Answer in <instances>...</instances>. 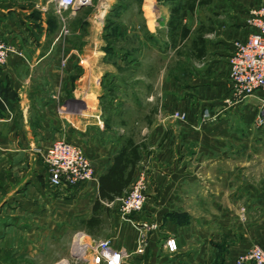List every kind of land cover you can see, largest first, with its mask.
Returning <instances> with one entry per match:
<instances>
[{"label": "crops", "instance_id": "1", "mask_svg": "<svg viewBox=\"0 0 264 264\" xmlns=\"http://www.w3.org/2000/svg\"><path fill=\"white\" fill-rule=\"evenodd\" d=\"M26 1H0V12H10L0 14V38L15 47L0 66V264L41 244L50 219L63 224L65 199L49 194L42 159L54 140L78 145L92 164L86 219L99 177L122 147H136L139 159L122 194L142 179L143 209L123 218L115 198L100 199L99 224L83 230L122 250V264H235L253 245L264 250V147H236L243 105L229 65L235 42L254 31L250 11L263 0H214L193 14L144 0L136 82H113L109 94L125 95L112 104L102 76L118 78L124 68L107 61L105 41L93 34L95 19L79 11L66 32L64 10ZM260 100L257 92L245 110H256ZM167 238L176 240L175 252L166 249Z\"/></svg>", "mask_w": 264, "mask_h": 264}, {"label": "rangeland", "instance_id": "2", "mask_svg": "<svg viewBox=\"0 0 264 264\" xmlns=\"http://www.w3.org/2000/svg\"><path fill=\"white\" fill-rule=\"evenodd\" d=\"M0 1L9 2L11 4H13L14 1L24 2V0ZM36 1L37 0H27L25 3L31 2V4L28 3V5L33 6ZM42 1L57 6L55 0ZM213 1L214 0H150V2L160 3L162 5H183L191 10V14H193L196 9H200L202 5ZM143 2L144 0H91L89 5H79L74 8L62 9L64 11L61 12L65 14L66 24L64 30L66 32L67 30L68 32L69 30L71 31L72 21H70V19H73L79 11L81 12V18L86 19L91 17L92 19H95L96 28L94 29L93 34H96L98 38L102 37L105 41L104 47L110 52L108 53L107 61L114 64L118 63L120 68L121 66L124 68L123 72L118 75V78L110 73L102 76L101 83L106 89L105 91L103 90V96L105 95L104 97L110 100L111 104L113 100L120 99L125 95V91H120V89H116L117 92L111 90L112 93L109 94V88H111L113 82H125L126 84L131 85L136 82V79L133 77L135 76L133 68L136 66L135 55L137 52L136 24L139 17L138 14L140 15L138 8ZM54 10L58 14H61V9L55 7ZM9 13L10 12L7 11L0 12L2 18L8 17ZM46 13L49 14L50 12ZM31 14L36 18L40 15V12L33 9ZM7 21L8 20H6L5 23H8ZM5 43L10 44L8 41H5ZM176 45H179V43ZM182 51H184L183 45L176 49L177 55ZM249 100H251V98L242 99L240 101L244 106ZM110 103L107 109L111 108ZM243 106L241 109V120L239 123H236V147L242 149L243 147L250 148L252 146L264 147V136L262 139L259 138V132H264V124L259 123V116L264 114V106H262V104H257V109H252L250 112L248 109L245 110L246 105L244 108ZM246 131L255 132L257 138L252 139L250 142L248 138L243 137L246 136ZM90 186L91 185L84 184L74 188L57 190L51 189L48 185V192L50 195H60L65 199V219L61 221L63 224L60 225L59 220L57 223L55 218L52 220L50 219V225H52L50 228L51 233L42 236L41 244H37L35 241L36 238L34 239L33 237L34 243H36L34 250L27 252L18 250L16 252L15 262H11V264H86L81 258H77L72 254V246L75 234L83 232L86 228L84 221L86 220L87 213L91 206V198L93 197V192ZM78 196L80 197L76 199ZM73 199H75V201H72ZM57 227L59 229H57ZM61 228L62 230H60ZM93 230H91V232L94 233Z\"/></svg>", "mask_w": 264, "mask_h": 264}, {"label": "built area", "instance_id": "3", "mask_svg": "<svg viewBox=\"0 0 264 264\" xmlns=\"http://www.w3.org/2000/svg\"><path fill=\"white\" fill-rule=\"evenodd\" d=\"M59 9L89 5L91 0H55ZM249 23L254 31L244 40L237 41L229 59L233 92L238 100L252 98L261 93V104L264 106V0L250 11ZM15 48L0 38V66L6 64ZM174 118L184 120L185 115L174 113ZM259 123L264 124V114L259 116ZM262 117V119H261ZM48 174V185L51 189H67L84 185L95 179L92 164L78 145L66 140H54L42 155ZM144 182L135 181L129 190L115 200L118 211L123 218H130L141 211L145 203ZM107 205H112L107 203ZM169 252L177 250L174 238L165 240ZM72 254L87 264H122L124 252L115 249L110 240H97L84 232L75 234ZM235 264H264V250L253 245L240 255Z\"/></svg>", "mask_w": 264, "mask_h": 264}, {"label": "trees", "instance_id": "4", "mask_svg": "<svg viewBox=\"0 0 264 264\" xmlns=\"http://www.w3.org/2000/svg\"><path fill=\"white\" fill-rule=\"evenodd\" d=\"M128 151V154H126ZM139 159L136 147L127 144L122 147L115 156L113 164L99 177L97 196L93 202L92 216L84 221L87 227H95L99 224V211L102 209L100 199L112 200L122 196V192L131 183L134 166Z\"/></svg>", "mask_w": 264, "mask_h": 264}, {"label": "water", "instance_id": "5", "mask_svg": "<svg viewBox=\"0 0 264 264\" xmlns=\"http://www.w3.org/2000/svg\"><path fill=\"white\" fill-rule=\"evenodd\" d=\"M82 6V5H81Z\"/></svg>", "mask_w": 264, "mask_h": 264}]
</instances>
